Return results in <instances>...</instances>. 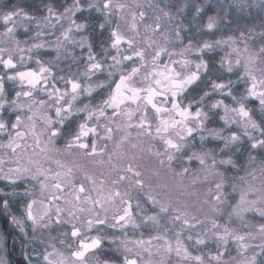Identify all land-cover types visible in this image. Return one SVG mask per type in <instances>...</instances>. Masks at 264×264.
Returning a JSON list of instances; mask_svg holds the SVG:
<instances>
[{
    "label": "snow or ice",
    "instance_id": "1",
    "mask_svg": "<svg viewBox=\"0 0 264 264\" xmlns=\"http://www.w3.org/2000/svg\"><path fill=\"white\" fill-rule=\"evenodd\" d=\"M264 6V5H262ZM90 7L96 8L102 13L111 14L114 10H122L125 5L114 4L113 0H102V3L90 5ZM139 7V6H137ZM150 7H153L150 5ZM49 13L48 17H44L47 21L50 17L55 16L57 20L70 19L74 17L77 12L82 11L80 7V0H73V4L70 7L64 8L62 13L55 12L51 6H47ZM199 11V9H198ZM140 18L143 19L145 13L143 11L138 13ZM163 16H170L169 12L161 9ZM136 14L133 13V20H135ZM23 17L28 21L37 20V17L30 16L24 12L23 8L16 5L14 9H10L6 12H0V22H2L5 30L2 34L9 41L15 39L16 33V22L17 19ZM160 16L156 17V21H159ZM106 22H109L106 18ZM11 25V26H9ZM72 26L76 30H80L86 25L77 24L74 19L71 20L70 26L66 29L62 35L64 40L70 39V33L73 30ZM105 24L100 25L101 29H104ZM112 29L109 34L110 49L115 51V55H111V64L108 65L110 69L108 76L117 77L112 79L111 83L114 84V89L109 93L108 97L104 99L101 104L91 107L89 104H83V107H76V103L80 101L82 94L87 97H91L94 91L91 85L82 87L78 79L68 78L65 80L64 77H60L65 82V88L62 90L55 84L51 83L54 79L53 73L50 67H46L39 59L36 60V64L39 66L38 70L27 69L24 71L16 70L18 65L13 60L12 51L6 48H0V65H3L5 69L16 70L13 75H8L7 79L14 83L18 82L23 91L15 93L16 97L21 96L27 98L28 103L18 104L17 100H12L11 105L13 110H18L23 113L25 109L32 115H15V121L5 120L0 118V133H7L8 142L7 144H0V148H7L11 151L12 155L15 156L17 149H21L22 152H27L30 146L26 145L25 141L28 136L33 138L35 148L32 149L33 153L39 152V154L46 157L51 161V153H59V149L55 148V140L61 137L67 132L70 139L65 141V151L71 153L73 150L79 153L85 158H90L93 162H96L97 157L100 158L99 163H107L112 173H115V178L110 180L111 185L116 186L121 182H128L129 189H135L139 194H142L146 202L151 203L153 208H158V212L151 216L143 218L144 222H151L153 225H158V218L161 214L170 215L172 222H180L182 225H188L189 227H195L196 223H200L196 215L190 214L187 210L188 206L183 205L179 199L173 200L170 195L171 192H177L180 196H184L185 186L184 182L189 173L188 167H183L181 171H177L173 168V161L179 160L180 155H187L186 148L191 144L189 138L194 139L195 133L208 132V136L213 139L222 140L224 147L220 149V152L230 149L231 145H235L240 140V135L233 132L230 136H224L220 130H208L205 127V121L208 118V114L202 110L201 107H197L195 112L191 109L193 103L185 105L182 102V97L200 79V69H206L207 65L205 61L200 60L195 63V71L188 70L193 64L192 61L184 59L181 61H174L169 59L168 64H164L161 69L160 61L163 56L172 57L173 53L168 50L165 46L155 45V41H149L143 48L136 47V39L133 37H125L117 29ZM209 29L213 27V18H209L207 25ZM131 28L136 35H139L137 26L135 23L131 25ZM160 28L159 23L155 24L151 30L155 33ZM26 31V29H25ZM174 34L177 40L181 39L180 36V25L178 24L174 29ZM40 33L37 32V36ZM262 43L256 52H251L248 44L244 46V52L248 53L244 64L245 77L250 80V86L247 89L248 97H255L259 100L261 110L264 111V68L256 69L254 66L258 61L264 62V32L260 33ZM166 39V38H165ZM241 39H247L244 33H241ZM231 40V38H230ZM234 43V41H232ZM25 43H27L25 41ZM216 44L224 43L223 41H215ZM127 45V47H122ZM43 44H34L32 47L27 48V52L31 53L33 48H43ZM57 47H60L59 38L57 40ZM213 47L212 42L205 41L200 47V51L203 52L205 49H211ZM89 55L87 57L88 63L86 65V71L84 75L91 79L92 75L102 73L104 64L98 61L96 56L92 54V46L88 45ZM193 48V45L189 43L184 50L180 53L183 56L185 53H189ZM151 50V51H149ZM16 52H25L24 48L20 47V41H16ZM106 58L108 49H105ZM239 52V49H234ZM7 52V59L4 58V53ZM128 53V54H125ZM151 57V69L147 57ZM29 59L32 57L29 56ZM24 56H20L21 64L23 67ZM179 63L184 71H178L175 65ZM240 65L239 59L235 62ZM142 70L143 74H142ZM228 72H232V66L229 64L227 69ZM259 72V75L256 73ZM141 78V84L137 85V78ZM4 77L0 76V111L4 110L8 101L4 99ZM229 84L211 82V88L215 92H220L223 95L230 97L233 101L239 104V107L229 109L228 105L224 104L223 100H217L211 105V108L218 109L223 108L224 115L221 120L226 125L230 123L242 122L243 135L248 138L250 147L252 150L264 151V126L258 124L250 115V111L246 109L245 104L242 102L247 97L233 96L231 91L224 92L223 90L230 87ZM102 87V85H97ZM39 93H44L45 98L36 99L35 97ZM211 93L205 91L200 97V101L197 103L202 104L204 99ZM135 105V109L132 108ZM170 105V106H169ZM149 106L154 110L156 114L157 123L147 120V111ZM35 109H45L46 111H54L55 118L51 115L44 116V127L40 130H36V124L33 120ZM111 109V113L108 112ZM142 112L138 122H133V117L136 112ZM229 112L233 113V116H229ZM84 113L82 121H78L74 128L69 130L65 126V122L70 120L74 115ZM127 117V121L121 123V118ZM236 117L240 118L237 121ZM25 120L28 123H25ZM11 129V131L9 130ZM135 128L136 138L148 137L150 140H159L160 148H157L153 153L157 169L153 170L154 175H159L160 171L170 173L172 177L171 186L168 184H160L153 186L147 182L144 172L141 170L137 163V149L143 153V149L137 143L132 142V132L129 129ZM23 129V130H21ZM258 131L259 137H256L250 132ZM101 130L103 135H101ZM14 133V134H13ZM116 133H121L119 140L116 141L117 151L113 154L108 155L107 161L103 159L105 151L107 149V143L103 147H98L97 140L101 139L104 141H112ZM47 137L42 142V138ZM206 137L200 135V140L204 141ZM122 146H130L132 151H119ZM203 147V145H201ZM151 152V148L148 150ZM215 149L205 150L199 153L193 152L191 155H187L188 162L193 160L198 161L201 165V171L204 174V180L208 181L210 178L217 176L222 177L223 174L217 171V163L220 165H235L231 158L220 159L217 161L215 158ZM113 156L116 157V162L113 163ZM23 158V157H21ZM250 160L254 159L249 157ZM209 160L211 164L209 165ZM55 163L58 166V171L53 172L50 168H44L38 161L33 160L31 157L28 159V166L18 165L15 168H9L4 174V179L10 180L13 183L17 179L29 178L36 181L41 190V194L48 193V198L51 201H60L64 199L63 195L67 192L68 196L72 199H65L66 204H70L71 208L67 210L68 216L73 220H79V226L76 223L71 225V237L78 242L76 247L72 244H68L67 247L70 251V258L67 262L61 260L58 264H89L88 257L90 253H94L100 249L104 242L105 237L102 235L105 228L119 229L122 232L125 231L129 226L136 228L138 227L136 219L133 215V206L131 203V191L126 190L121 192L118 187L112 188L106 186V181L101 179L97 180L94 176L90 175L87 170H82L83 178L85 182L92 185L91 188L86 189L84 183L77 185L75 179V168H80L79 165L74 167H67L65 164L56 160ZM126 163V166H125ZM4 164V160L0 158V165ZM0 171H3L0 168ZM261 176L264 177V168L261 170ZM252 179L255 180L257 177L255 173L250 174ZM241 182L244 181V177H241ZM195 183V181H193ZM99 185V186H97ZM223 179L215 183V191L212 188L208 189L207 198L201 201L202 204L207 205L212 212H220V205L223 204ZM95 193V195H93ZM106 193V194H105ZM0 195L7 197L8 195H15V193L6 194L0 191ZM254 197V198H249ZM117 201L119 204L117 205ZM36 203L32 200L27 205V219L31 220L33 225H36L40 221H43L45 217L50 220L49 210L45 211L44 216L39 219L33 216L32 207ZM4 206L7 208V199L4 201ZM140 207L139 204L136 205ZM112 211L111 217L109 218L108 213ZM64 209L60 206L55 207L56 212V223H61L60 213ZM255 212L260 217L264 218V188L256 189L253 186H249L246 191H243L240 196L239 202L233 207L232 214L238 218H243L244 213ZM87 214L83 219L77 215ZM103 213V215H101ZM14 221L16 218H13ZM195 221L196 223H192ZM17 223H21L16 221ZM213 228H216V221L212 220ZM47 227V223L43 225ZM97 231V235L88 236L85 232ZM167 231V229H165ZM259 232L264 238V225L260 226ZM183 234V228L176 233V247L173 249L172 245L165 241L163 245L165 251L171 254L175 251L177 256L183 255L185 260L193 259L197 264H205L202 256H191L186 247L182 244L179 237ZM67 235V233H65ZM217 239L227 242V238L232 236L237 241H244L245 236L235 234L228 228H224L223 235L216 234ZM153 239L164 240L163 236H157ZM192 239L191 236L188 237ZM115 243V240H113ZM124 247L123 264H140L143 260V254L141 251H136L133 254V248L128 247L131 243L136 248H143L144 252H147L149 257L152 256V252L149 248L144 247L145 244L150 245L151 240L144 241H121ZM197 244H204L203 239L197 238ZM250 247L248 244H241V248L245 251ZM257 247L260 248L261 253H264V243H261ZM159 251V249H158ZM52 253H45L42 256L44 264H53L50 260ZM62 255V254H61ZM223 253H218L215 256H210L208 264H212V261H216V264H220ZM28 264H32V257L26 254ZM39 264V261L37 262ZM150 264V262H149ZM243 264H264V261L257 260V254H253L250 258H247Z\"/></svg>",
    "mask_w": 264,
    "mask_h": 264
},
{
    "label": "rangeland",
    "instance_id": "2",
    "mask_svg": "<svg viewBox=\"0 0 264 264\" xmlns=\"http://www.w3.org/2000/svg\"><path fill=\"white\" fill-rule=\"evenodd\" d=\"M16 2H19L21 0H13ZM262 5H264V0H262ZM102 3V0H80V7L82 11L77 12L74 17H71L70 19H61L57 20L55 16L50 17L49 20L45 19H37L34 21H28L24 19L23 17H20L17 19L16 22V33H15V39L9 41L7 38H5L3 35H0V48H6L13 50V60L17 63L18 68L16 70L24 71L26 68H24V65L30 66L32 70H38V65L36 64V60L39 59L46 67H50L53 73L54 79L51 80L52 84H55L60 89L65 88V82L64 80H61L60 77H64L65 80L68 78L72 79H78L81 83L82 87H87L88 85H91L94 89L92 92V95L102 89H107L108 86L113 87L114 84L111 83L112 79H115L117 77H109L108 71L110 70L108 68V65L112 63L110 56L115 55V51L110 49V39L109 34L112 29H116L117 25L118 31L124 35L125 37H133L135 36L136 39V47L143 48L147 45L149 41H155V45L165 46L168 48L170 52L175 55V57L172 55L171 58L168 56H163L160 61L161 69L163 68L164 64L169 63V59L174 61H181L184 59L190 60L193 62V64L190 66L188 70L195 71V63H198L200 60L205 61L207 67L206 69L202 68L200 69V77L203 74H206L211 67L210 63L208 62L207 58L210 57L211 54L215 52L216 49L219 48H227L230 47L227 45V47L224 44H216L213 45L211 49H205L203 52H195L193 53V49L188 53L189 57H178V54L176 53L175 48L172 47V41L170 37V33L168 32L169 28H166V32H161L160 30H163V28L160 25V28L157 30V33L153 32L151 29L155 26H152L150 22H147L144 27L142 25L146 22L144 21L141 25V21L146 20L147 18H151V22H154V18L156 21V15L161 13V5L160 0H113L114 4H123L125 7L120 10L116 9L111 14L108 13H102L98 11L96 8L90 7V5ZM152 5L153 7H150ZM139 6V7H137ZM70 7V5L66 6ZM64 11V8L60 7L55 10V12L62 13ZM143 11L145 13V16L143 19L140 18L139 12ZM133 13L136 14L135 20H133ZM29 15V14H28ZM34 17L35 14H33ZM30 15V16H33ZM49 16V13H48ZM46 16V17H48ZM106 18L109 22H106ZM74 19L77 24H83L86 25V27L76 30L74 26H72L73 30L71 31L70 39L64 40L62 33L69 28L71 20ZM161 20H159L160 22ZM158 23V21H156ZM104 23L105 27L104 29L100 28V25ZM135 23L137 26V31L139 32V35H136V32H134L131 28V25ZM1 24V22H0ZM11 26V25H9ZM26 29V31H25ZM4 32V31H3ZM1 32L0 34H2ZM37 32L40 33L39 36H37ZM160 32V33H158ZM105 37V38H103ZM170 42H169V38ZM59 38L60 41V47H57V40ZM166 38V39H165ZM20 41V47L25 49V52L19 53L15 51L16 48V41ZM25 41L27 43H25ZM43 44L44 47L40 49L33 48V51L31 53L27 52V48L32 47L34 44ZM91 44L92 46V54L96 56L98 61L103 62L104 64V71L102 73H97L95 75L91 76V79L86 77L84 75L86 71V65L88 63L87 57L89 55V48L88 45ZM122 47H127V45H122ZM105 49H108L107 57L105 54ZM151 51V50H149ZM128 54V53H125ZM197 54V55H196ZM4 58L7 59L8 53L5 52ZM24 56L23 60V67L20 66V56ZM196 55L197 58H193ZM240 52H234L233 49H230V53L226 55V57L222 56L221 59L218 60V68L220 72H224L230 76L236 74L237 70H240L241 78H243L242 84H246V91L239 95H234L231 91L233 96L236 97H247L244 101H242L245 104L246 109L250 111V115L252 119H254L258 124H261L264 126V123L257 121L255 118L253 111L251 109L250 104H248L246 101H257L255 97H248L247 96V89L250 86V81L245 77V71H244V64L246 61L247 55H245L244 59H242V56H240ZM31 56L32 58L29 59L28 57ZM185 56V55H184ZM178 57V58H177ZM239 59L241 61L240 65H237L235 62ZM210 60V59H209ZM149 70L151 69V57H147ZM164 61V62H163ZM229 64L232 66V72H228L227 69L229 67ZM25 65V66H26ZM172 67H175L178 71H184V69L181 68L180 64L177 63L175 65H171ZM256 69L264 68L263 63L257 62L254 66ZM16 70H9L5 69L3 65H0V76L4 77V99L8 101V104L6 105L5 109L0 111V118H3L5 120H11L12 122L15 121V118L12 116V114L19 113V115L25 116V115H32V113H28L27 110L23 113L19 112L18 110L14 111L13 106L11 105V99L14 98V100H17L18 104H26L28 103L27 98L21 96L19 98L16 97L15 93L18 91H23L26 89H22L18 82L14 83L12 81H9L7 79L8 75H13ZM142 70V74H143ZM199 81V80H198ZM197 81V82H198ZM232 81V79H231ZM196 82V83H197ZM195 83V84H196ZM226 84V82H223ZM194 84V85H195ZM97 85H102V87H97ZM137 85L143 86L141 84V78H137ZM193 85V86H194ZM9 86V87H8ZM192 87V86H191ZM111 89L109 88L108 92L104 95L103 99H99L96 102H87V103H76V107H83V104H89L91 107H95L101 102L106 99L109 95ZM228 92V91H226ZM91 95V97H92ZM36 99L45 98L44 93H39L38 96L35 97ZM90 97H87L85 94H82L79 98L80 101H84ZM233 101V100H232ZM259 101V100H258ZM235 102V101H233ZM194 105V104H193ZM236 107H239V104H237ZM132 108L135 109V105H132ZM234 108L233 104H230L229 109ZM220 109L223 114L219 116V124L222 125H212L211 118L213 117L212 112L217 109L211 108L210 111L205 110L202 108L204 112L208 114V118L205 121V127L208 130H220L222 131V134L224 136H230L233 132L232 129H238L235 132L240 135L241 142L247 141L248 138L243 135V127L242 122L238 123H230L226 125L223 120H221V117L224 115L223 108ZM35 112V115L33 116V120L36 124V130L40 131L44 127V116L45 115H51L55 118L54 111H46L45 109H35L33 110ZM258 111H260L261 118L264 119V111L261 110V107H259ZM142 112L138 111L135 113L133 120L138 122V119ZM85 115L84 113L76 114L73 117H78ZM234 114L229 112V116H233ZM72 117V118H73ZM127 117L121 118V123H124ZM237 121H240L239 117H236ZM147 120L153 122V124L157 123L156 120V114L154 110L151 109L149 106V109L147 111ZM71 121L68 120L65 122V125H67ZM127 121V120H126ZM25 123H28V121L25 120ZM11 131V129L9 128ZM23 130V129H21ZM252 134L256 137L260 136V133L258 131H252ZM14 134V133H13ZM67 134V132H65ZM132 134H135L132 132ZM258 134V136L256 135ZM101 135H103V132L101 130ZM200 135H204L206 139L204 141L200 140ZM196 140H198L201 144H204L207 150L210 148L206 146L205 141L207 139H212L214 141H222L213 139L212 137L208 136V132L204 131L202 133H195ZM63 137V136H62ZM119 135L116 133L113 137L112 141H104L101 139L97 140L98 147H103L105 143H107V149L105 151V154L103 156V159L107 161L108 155L113 154L117 151L116 149V141L119 140ZM61 138V137H60ZM194 139L189 138L191 140V144L194 142ZM47 137L45 136L42 138V142L46 140ZM132 139V138H131ZM146 140V139H144ZM8 142V135L7 133H0V144H7ZM26 145L30 146L28 148V151L22 152L21 149H17V153L15 156L12 155L11 151L7 148H0V158L4 160V164L0 165V168L3 169V171H0V191L6 194L15 193V195H8L6 197L7 199V210H10L12 213V217L16 218L12 221H14L15 226L19 229V232H22L25 239L29 240V243L26 247V254L32 257V264H37L39 261V264H44L42 260V256L47 251L48 253H52V255L49 257L50 260L53 261V264H58L59 261L64 260L67 262L70 258V251L67 247L68 244H72L73 247H76V241L71 237V225L73 223H76L78 226L80 224L79 220H73L70 216L67 214V210L71 208L70 204H66L64 202L65 199L71 200L72 198L68 196L67 192H65L63 195L64 199L60 201H51L48 198V193L45 192L44 194H41L40 186L36 181H33L29 178H21L17 179L15 183H13L10 180L4 179V174L8 171L9 168H15L18 165H23L25 167L28 166V159L31 157L33 160L38 161L40 164L43 165L44 168H50L53 170V172L58 171L57 164L55 163L56 160H59L61 163L65 164L67 167H74L76 165H79L80 168H75V179L77 185L80 183H84L85 188L89 189L92 187V185L88 182L84 181L83 178V170H87V172L97 178V180H108V177L111 176V178H115V173H112L109 171V166L107 163L101 164L99 163L100 158L97 157L96 162H93L90 158H85L81 156L79 153L75 152L73 150L71 153L61 150L59 153L53 152L51 153V161H49L46 157L39 154L38 150L37 152L33 153L32 149L35 148V145L33 143V138L31 136H28L26 141ZM137 143H141L140 139L137 140ZM223 145L224 142L222 141ZM190 144V145H191ZM189 145V146H190ZM56 149L57 146L54 145ZM157 145H151L149 146V149L151 148V152L148 151V154L153 155V153L156 150ZM234 145H231L230 147H233ZM157 148H160V145L157 146ZM189 148V147H187ZM119 151H128L129 153L132 151L129 149V147L122 146ZM229 151V150H227ZM197 153V152H196ZM220 150L218 151V156H216L218 159H224L221 156H219ZM23 157V158H21ZM139 157V155H138ZM194 161V160H193ZM116 162V157L113 156V163ZM143 165V163H139V166ZM210 165V163H209ZM126 166V163H125ZM150 166V164H149ZM227 166V165H224ZM143 168V167H140ZM149 171L158 170L157 165L154 167H147ZM102 173V174H101ZM101 174V175H100ZM164 173L163 171L159 172V175H154L155 178H158L156 180L162 181L160 184H168L171 185L172 183V177L171 175L164 179ZM204 178V176H203ZM146 179H149L146 177ZM242 183V182H241ZM121 184L127 185L128 182H121ZM99 186V185H97ZM108 187V186H107ZM112 187V186H111ZM118 187L121 192L126 191L122 185H116L112 188ZM106 194V193H105ZM176 194V192H175ZM95 195V193H93ZM132 197V194H131ZM225 197V196H224ZM178 198V195H176L175 199ZM32 200H35L36 203L32 207V213L33 216L39 217L44 216L45 211L49 210V215L51 219L49 220L48 217H45L43 221H40L36 225H33L31 220L27 219V205L32 202ZM224 203L226 200H223ZM131 203L133 206V215L136 219V223L138 227L133 228L129 226L125 231H121L119 229H111V228H105L103 230L102 235L105 237L103 244L101 245L100 249L96 251L94 254H89L88 262L89 264H123V256L126 254L124 252V247L120 243L121 241L127 240V241H138V240H151V244H145L144 247L149 248L151 252L153 253L151 257L147 254V252L143 251V248H136L133 244H129L128 247L133 248V254L136 251H141L143 254V260L140 262V264H197V262L193 259L185 260L183 258V255L177 256L175 254V251H173L171 254L167 253L163 247L165 244V241L169 242L173 249L176 247V240L177 236L176 233L183 228V234L179 237L180 241L184 245V247L187 248L189 254L191 256H197L200 255L203 257L205 264H208V260L210 256H215L218 253H223V256L221 258L220 264H243V262L250 258L253 254L256 253V251H246L242 252L241 256H236L233 253V250L242 251L241 244L236 242L235 240L227 238V242L221 241L217 239L216 234H209L201 233V232H195L199 227L202 225H196L195 227H189L188 225L180 224L181 226L175 227V225L170 224L169 222H166L164 225L161 222L160 217L158 218V225H153L151 222H144L143 218L146 216H151L155 214L154 212L148 213L146 207L143 204L138 203L136 199H131ZM119 202L117 201V205ZM139 204L140 207L137 208L136 205ZM60 206L64 211L60 213V220L61 223H56V212L55 207ZM158 212V211H157ZM112 211L110 210L108 213L109 218L111 217ZM78 216L83 219L87 214H80L77 213ZM103 215V213H101ZM162 215V214H161ZM194 215V214H193ZM16 221H19L21 223H17ZM47 223V227H44L43 225ZM196 223V222H192ZM142 224L152 226V233L150 236H148L147 239H144L143 233L139 234L140 229L142 228ZM53 227V228H52ZM167 229V231H165ZM109 230H112L113 232L118 233L117 236L110 237V235H107V232ZM131 232L133 234H137V237H130ZM67 233V235H65ZM224 232H220V235H223ZM70 235V237L75 241L69 242L65 240V238ZM85 235L88 236H95L97 235V231L94 229L92 232L88 233L85 232ZM143 235V236H142ZM242 235V234H241ZM157 236H163L164 240H156L153 239ZM191 236L192 239L189 240L188 237ZM36 237V238H34ZM230 237V236H229ZM44 238V239H43ZM197 238L203 239L205 241L204 244H197L196 240ZM43 239V240H41ZM246 239V236H245ZM62 240V241H60ZM113 240H115V243H113ZM249 239H247L246 242H248ZM194 246V248L198 247H207L209 248V251H207L206 254L199 253L198 251H195V253H192V251L189 250V246ZM41 245V248L39 249ZM3 240L0 237V264H8L5 255L3 254ZM30 248V250H29ZM116 249L117 254H115V251L113 250L114 254H112V258H108V254H110L109 249ZM159 249V251H158ZM260 251V250H259ZM229 253L230 255H226ZM62 254V255H61ZM26 259V256H25ZM26 262L28 263L27 259ZM212 264H216V261H212Z\"/></svg>",
    "mask_w": 264,
    "mask_h": 264
},
{
    "label": "trees",
    "instance_id": "3",
    "mask_svg": "<svg viewBox=\"0 0 264 264\" xmlns=\"http://www.w3.org/2000/svg\"><path fill=\"white\" fill-rule=\"evenodd\" d=\"M262 2V0H160L161 9L170 13V16H163L161 13L156 15L160 16L159 20L161 21H158V23L161 24V27L163 28V30L160 31L166 32V28H169L168 32L170 33L172 47L175 48L178 57H181L180 53L189 43L193 45V53L196 51L199 52L202 43L205 41L212 42L213 45H215V41H223L224 43H220L221 45L224 44L226 47L227 45L230 46L227 48L222 47L216 49L209 58L205 57L210 63L209 67L211 68L206 74H203L199 81L194 86L190 87L181 98L185 105L189 104L190 102L194 104L191 109L193 112H195L197 107H201L210 111L211 105L217 100H223L224 104L228 105V107L230 104H233V107L237 106V103L233 102L230 97L223 95L220 92L213 91L211 88V82H226V84L231 82L230 87L223 90L225 93L226 91H232L234 95H243V93L246 91V84L241 83L243 81V78H241V75L239 74L241 71L237 70L236 74L232 76L224 72L222 73L218 68V60L221 59L222 56L226 57V55L230 53V49H239V52L241 53L240 56H242V59H244L245 55H248V53L244 52V46L246 43L248 44L251 52H256L262 43L260 33L264 32V6H262ZM72 4L73 0H21L19 2L13 0H0V12H6L10 9H14L16 5H19L21 8H23L25 13L29 15L35 14L38 19H44V17L48 16L47 6H51L55 11L57 8H66V6H71ZM210 17L213 18V27L211 29L207 27ZM144 21L146 22L143 24ZM147 22H150L152 26H155L157 23L155 18L154 22H151V18H147L140 23L141 25L143 24L142 27H144ZM178 24L180 25V40H177L174 34V29H176ZM4 30L5 28L1 22L0 33ZM241 33H244V36L247 39H241ZM232 41H234V43ZM189 54L185 53V56L183 55V57L191 56ZM175 55L173 56L175 57ZM196 55H194L195 57L193 58H197ZM261 63L264 65V62ZM25 65L24 68H26V70L31 69L30 66ZM256 74L259 75V72ZM109 88L111 89L110 91L113 90V87L108 86L107 89H102L95 92L92 97L84 100L83 103L96 102L101 98L103 99ZM205 91L211 94L204 99L202 104L197 103L200 101V97ZM12 100H14V98H12L11 101ZM246 102L250 104L257 121L264 123V119L261 118L262 114L260 111H258L259 107H261L259 101ZM108 112L111 113V109H108ZM17 114L19 113L16 112V114H12V116L15 118V115ZM221 114H223V112L220 109L214 110L212 112L213 117L211 118V126L220 125L222 127V125L219 124V116H221ZM83 117L84 115L71 118V121L65 125L66 128L69 130L73 129L78 121L83 120ZM133 122L135 123L136 121L133 120ZM236 130L238 129H232L231 131L235 132ZM129 131L135 133L132 134V142L137 143V140L140 139L141 143L137 144L144 150L143 153H141L139 149L136 150L137 156L139 155L137 163H143V165H140V167H143L141 170L144 172L145 178H149L146 179L147 182L151 183L153 186H157L162 181L156 180L158 178H155L152 171H149L147 167L150 168L157 165L154 155H151V153L149 155L148 150L149 146L152 144L157 146L160 145L159 140H150L148 137L136 138L137 130L133 128L129 129ZM117 134L119 136L121 135V133ZM256 135L258 136V134ZM194 137L197 136L194 134ZM67 139H70L67 134H64L63 137L61 136V138H56L55 145L59 150L65 149V141ZM205 144L210 149L216 150L215 158L218 159L216 157L218 156V151L224 147L222 141L207 139ZM201 145H203V147ZM126 147L131 149L130 146ZM188 147L189 148H186L187 155H191L193 152L199 153L207 150L204 144H201L198 140H196V138L194 142ZM230 149L234 150H225L224 152H220L219 156L224 159L231 158L235 167H233V165L224 166L217 163V171L222 173L223 176L210 178L208 181L204 180V174L201 171L202 166L199 165L198 161L194 160L188 162L187 155L178 154L180 155V159L173 161V168L177 171H181L183 167L189 168V173L187 174L184 182L186 194L184 196H180L177 192L176 194L175 192H171L170 195L174 201L179 199L183 205H187V210L190 212V214H194L198 217L200 223H196V225L201 224L202 226L199 227L195 232L198 231L211 236V234H219L220 232H224V228H228L235 234H242L246 236L244 241H237L232 236L228 237L229 240L231 239L232 241L233 239L239 244L250 245L246 251H256L255 254H257V260L264 261V253H261L260 248L257 247L261 243H264V238H262L259 232L260 226L264 225V218L260 217L259 214L255 212L244 213L242 219L232 214V209L239 202L241 193L246 191L249 186H253L256 189L264 188V177L261 176L260 171L262 168H264V151L252 150L249 141H238L233 147H230ZM250 156L254 159L250 160ZM209 163L211 164V160H209ZM251 173H255L257 177L255 180L252 179L250 175ZM170 175V173L164 174V179ZM241 177H244V181L242 183L240 179ZM111 179V176H109L108 180L106 181V186L113 187V185L110 183ZM221 179H223V200L225 199L226 202H223V204L220 205L221 210L220 212L216 213L212 212L210 208L207 205L202 204L201 201L207 198L206 194L208 193L209 188H212L213 191H215V183L219 182ZM193 181H195V183H193ZM119 185H122L125 189L130 190L132 198L136 199L138 203L143 204L146 207L148 213H155L158 211V208H153L151 203L146 202L144 196L139 194L137 190L129 189L128 184L124 185L120 183ZM176 195H178L177 199H175ZM5 199L6 197L4 195H0V237L3 240V254L5 255V259L8 264H28L25 259V252L31 237L25 239L22 232H19V229L15 226L14 221H12L13 217L11 211L7 210L4 206ZM160 219L163 225L166 222H169L170 224L175 225V227L179 228L181 226L180 222L173 223L170 215L162 214L160 215ZM212 220L216 221V228H213ZM152 231V226H145L142 224V228L140 229L138 236L143 233V235H145L144 239H147L148 236L153 234ZM107 235L115 238L118 233L109 230ZM131 236L137 237V234H133L131 232L130 237ZM247 239H249L248 242H246ZM65 240L68 241L67 243L75 242L70 237V235H68ZM188 246L192 253L198 251L199 253L206 254L207 251H209V248L207 247H198L195 249L194 246H191L190 244ZM40 248L41 245L39 249ZM109 250L110 254H108V258H110V256L111 258L113 257V250L115 251V254H117L116 249L110 248ZM246 251L244 249H242V251L233 250V253L236 256H241L242 252ZM226 255L230 254L227 253Z\"/></svg>",
    "mask_w": 264,
    "mask_h": 264
},
{
    "label": "flooded vegetation",
    "instance_id": "4",
    "mask_svg": "<svg viewBox=\"0 0 264 264\" xmlns=\"http://www.w3.org/2000/svg\"><path fill=\"white\" fill-rule=\"evenodd\" d=\"M77 244H78V242L76 241V246H77ZM94 253H96V251ZM94 253H90V254H94Z\"/></svg>",
    "mask_w": 264,
    "mask_h": 264
},
{
    "label": "water",
    "instance_id": "5",
    "mask_svg": "<svg viewBox=\"0 0 264 264\" xmlns=\"http://www.w3.org/2000/svg\"><path fill=\"white\" fill-rule=\"evenodd\" d=\"M96 251H98V250H96Z\"/></svg>",
    "mask_w": 264,
    "mask_h": 264
}]
</instances>
